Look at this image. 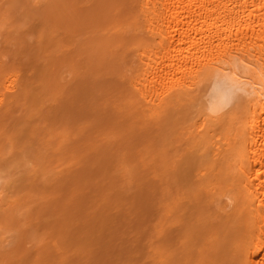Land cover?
Returning a JSON list of instances; mask_svg holds the SVG:
<instances>
[{
	"label": "rangeland",
	"instance_id": "rangeland-1",
	"mask_svg": "<svg viewBox=\"0 0 264 264\" xmlns=\"http://www.w3.org/2000/svg\"><path fill=\"white\" fill-rule=\"evenodd\" d=\"M120 1L0 0V264H185L194 108L184 98L156 118L144 110L129 88L145 67L138 37L99 56L125 17ZM182 82H155L153 100Z\"/></svg>",
	"mask_w": 264,
	"mask_h": 264
},
{
	"label": "bare ground",
	"instance_id": "bare-ground-1",
	"mask_svg": "<svg viewBox=\"0 0 264 264\" xmlns=\"http://www.w3.org/2000/svg\"><path fill=\"white\" fill-rule=\"evenodd\" d=\"M128 2L121 3L125 17L101 40L98 55L112 45H134L138 37L134 59L145 67L129 88L144 110L156 118L184 98L194 108L185 139L184 263L264 264V0ZM146 37L154 43L146 46ZM152 71L153 81H146ZM183 73V85L153 100L155 82ZM134 99L126 101L132 111Z\"/></svg>",
	"mask_w": 264,
	"mask_h": 264
}]
</instances>
